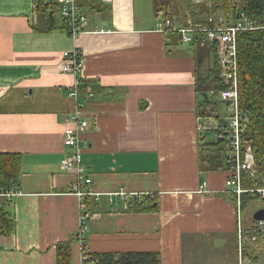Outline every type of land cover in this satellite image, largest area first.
Returning <instances> with one entry per match:
<instances>
[{
    "label": "crops",
    "instance_id": "0c3cea01",
    "mask_svg": "<svg viewBox=\"0 0 264 264\" xmlns=\"http://www.w3.org/2000/svg\"><path fill=\"white\" fill-rule=\"evenodd\" d=\"M150 2L77 0L90 32L73 39L58 14L49 25L41 20L35 0H0V152L22 156L19 192L0 197L14 220L12 233L0 235V264H56V244L73 239L79 203L60 161L70 152L63 137L75 109L87 120L81 159L102 193L88 222L90 253L157 251L161 264H253L239 259L237 225L248 214L242 219L233 195L222 192L228 168L199 166L198 144L208 134L198 129L197 80L210 47L197 58L194 45L168 44ZM74 48L84 61L78 74L60 67L62 53ZM120 190L129 195L110 203L105 193ZM132 198L155 199L157 209L131 210ZM70 264H79L74 240Z\"/></svg>",
    "mask_w": 264,
    "mask_h": 264
},
{
    "label": "trees",
    "instance_id": "16d2710c",
    "mask_svg": "<svg viewBox=\"0 0 264 264\" xmlns=\"http://www.w3.org/2000/svg\"><path fill=\"white\" fill-rule=\"evenodd\" d=\"M206 2L194 5L189 0L184 3L183 0H153V9L157 16L161 14L162 18L182 19L184 25L189 19L192 23H207V19L213 20L219 18L218 13L224 19V22L230 23L243 13L255 25H264V0H208ZM37 15L44 19L47 24L54 18L57 11L55 4L45 0H38L35 6ZM218 12V13H217ZM62 28L67 31V26L62 22ZM166 41L170 45L180 44V37L175 32H169L166 35ZM198 57L201 55L202 46L194 45ZM208 50L212 67L208 72L202 75L201 80H197L198 91H203L209 96V91L218 93L224 85L220 77V70L216 63V55L213 48ZM200 56V60H201ZM196 59V61H200ZM237 77H238V105L241 112L246 115L247 122L245 128V138L248 140L253 156L252 169L249 171L241 170V186L244 189H255L264 187V28L254 30L240 31L237 37ZM210 80V83H206ZM80 89H84L80 87ZM90 89V88H85ZM210 104L208 97L196 105V113L204 116L207 113L204 109ZM216 116H218L216 114ZM211 130H204L203 134H209ZM228 140L224 137L200 140L198 144L199 166L204 171H214L220 168H229L226 146ZM22 156L20 153L0 152V192L15 189L21 175ZM233 195L232 201L236 204V195L231 191H222ZM129 200L128 208L135 211H153L157 209L155 199H145L141 202L132 198ZM240 210H243L252 201H262L260 196L250 191L240 194ZM264 204V203H263ZM262 204V205H263ZM0 207V235L7 236L12 233L14 220L12 214ZM96 202L92 196H87L82 208L87 212L93 213ZM261 206V205H260ZM250 216L247 219L245 229H251L255 223ZM249 233V232H248ZM262 233H254L255 239L249 238L243 240L241 254L251 260L253 264H264V244ZM67 240L56 244L55 263L70 264V242ZM260 248V254L257 256L253 247ZM255 254V255H254ZM97 258L95 264H161L160 253L157 251H126V252H104L92 254Z\"/></svg>",
    "mask_w": 264,
    "mask_h": 264
},
{
    "label": "built area",
    "instance_id": "2783aa9c",
    "mask_svg": "<svg viewBox=\"0 0 264 264\" xmlns=\"http://www.w3.org/2000/svg\"><path fill=\"white\" fill-rule=\"evenodd\" d=\"M55 4L57 14L67 26V33L73 39L84 32H90L88 28L87 16L81 11L77 0H45ZM109 2L111 0H103ZM204 1L209 4L208 0ZM37 3L38 0H35ZM156 30L167 35L169 32H175L180 37V42L190 45L209 46L213 48L216 55V63L220 70V77L224 87L218 91L221 101L225 104L226 114L216 116L210 120L199 117V130H210L214 132V138L224 137L228 140L226 146L227 159L229 160V174L225 181L223 191H231L236 195L237 205L240 204V194L245 191L253 192L264 200V187L255 189H244L241 186V170L249 171L252 169L253 160L251 147L245 138V128L247 117L239 109L238 105V77H237V37L238 32L264 28V25H255L243 13L230 23L224 22L219 18L213 20L212 17L207 19V23H192L189 19L187 24L182 23V19L163 18L158 20L155 26ZM63 60L60 67L63 71L78 74L83 67V58L78 48L62 53ZM79 80L75 81L74 86L69 92V96L76 100L78 96ZM212 90L209 94H214ZM81 105V104H78ZM70 127L65 130L63 145L70 149V152L64 154L60 161L61 168L64 172L73 175V183L69 192L78 199V226L73 235V240L77 243L79 249V264H95L97 258L92 257L88 250L86 241L89 230L88 222L93 213L87 212L82 208V203L87 196H92L95 201L100 199L102 193L96 192L92 188V178L87 173V168L81 159V149L85 145L80 139V132L87 126V120L83 119L78 109H75L68 119ZM207 123L209 125H207ZM19 191L11 189L0 192V197L10 198ZM110 203L114 202V196L126 197L129 193L122 190L117 192L105 193ZM134 196V194H130ZM1 207V202H0ZM249 232V233H248ZM264 234V221H257L251 229H245L241 222L237 225V240L239 251L243 240L249 238L255 239L254 233ZM241 260V251L239 252ZM241 263V261L239 262ZM247 264V263H246Z\"/></svg>",
    "mask_w": 264,
    "mask_h": 264
},
{
    "label": "rangeland",
    "instance_id": "374dc122",
    "mask_svg": "<svg viewBox=\"0 0 264 264\" xmlns=\"http://www.w3.org/2000/svg\"><path fill=\"white\" fill-rule=\"evenodd\" d=\"M184 1V3H186L187 2V0H183ZM192 4H194V5H197V4H200V3H202V2H204V1H201V2H197L196 0H189ZM138 2H140V3H144V4H150L151 5V2H150V0H138ZM207 4V3H206ZM209 5V4H208ZM154 12V11H153ZM218 13V12H217ZM221 14L220 13H218V16H219V18H221L222 19V17L220 16ZM159 16H161V14H159ZM55 17L57 18V13L55 12ZM218 18V19H219ZM185 44V43H184ZM202 59V58H201ZM210 67H212V59H211V55H208V57H206V58H204L203 59V63L201 64V71H202V73H206V72H208V69L210 68ZM207 84L208 83H210V80H207V82H206ZM208 100H209V102H210V104H208V107L207 108H205L204 110L207 112V113H205L206 115H204V116H201V117H203V118H205L206 120H210L211 118H214V117H216V114L218 115V116H221V114L223 113V111H221V109H225L224 110V113L222 114V115H224V114H226V108L224 107L223 108V105L221 104L222 103V101H221V98H220V95L218 94V93H214V94H209V96H208ZM221 104V105H220ZM218 106H222L221 108L220 107H218ZM207 125H209L208 123H207ZM211 131L209 132L210 134H208L207 135V139H212L213 137H214V132L212 131V129H210ZM237 202V201H236ZM262 205L263 204V202L262 201H256V200H254V201H252L251 203H249L243 210H241V218L243 219L244 217H243V214H242V212H246L248 215L246 216V214H244L246 217V219L247 218H249L251 215H252V213H253V211L254 210H256L257 209V207H258V205ZM259 205V206H260ZM243 225V224H242ZM261 248V247H260ZM248 260H250V259H248ZM251 261V260H250Z\"/></svg>",
    "mask_w": 264,
    "mask_h": 264
},
{
    "label": "water",
    "instance_id": "95a60500",
    "mask_svg": "<svg viewBox=\"0 0 264 264\" xmlns=\"http://www.w3.org/2000/svg\"><path fill=\"white\" fill-rule=\"evenodd\" d=\"M200 78L201 77H199V79ZM201 95L204 96V99H207L208 97L206 92H202ZM249 158L253 160V156H249ZM251 217L254 221H264V207L254 210Z\"/></svg>",
    "mask_w": 264,
    "mask_h": 264
}]
</instances>
